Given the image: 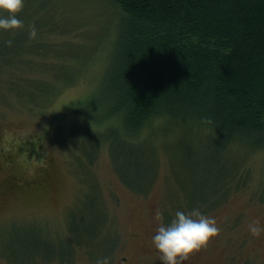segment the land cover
Segmentation results:
<instances>
[{
	"label": "trees",
	"instance_id": "trees-1",
	"mask_svg": "<svg viewBox=\"0 0 264 264\" xmlns=\"http://www.w3.org/2000/svg\"><path fill=\"white\" fill-rule=\"evenodd\" d=\"M99 1L104 26L93 52L109 50V57L99 85L104 109L95 117V130L82 132L80 150L88 165L103 146H124L117 154L125 165L115 172L128 189L145 195L162 155L154 139L181 135L169 146L190 163L189 175L200 176L197 192H184L182 203L170 205L173 215L177 209L219 207L247 184L250 158L264 153V0ZM64 11L54 0H24L16 15L27 27L37 18L36 37L19 30L1 33L3 101L12 93L14 102L40 108L81 80L91 55L70 52L68 59L69 47L78 44L43 40L73 29L76 19ZM43 13L51 18L43 20ZM48 58L57 61L48 64ZM193 136L199 141L192 151ZM17 182L8 179L4 186L15 188ZM261 183L257 194L264 201ZM86 207L80 216H70L65 238L26 228L0 256L9 264H70L81 251L90 264L108 261L117 243L112 222L95 197Z\"/></svg>",
	"mask_w": 264,
	"mask_h": 264
},
{
	"label": "rangeland",
	"instance_id": "rangeland-1",
	"mask_svg": "<svg viewBox=\"0 0 264 264\" xmlns=\"http://www.w3.org/2000/svg\"><path fill=\"white\" fill-rule=\"evenodd\" d=\"M54 1L76 20L71 25L73 29L46 35L43 40L57 46L75 42L78 45L69 47L68 59L72 52V55L89 54L91 61L81 80L61 89L47 106L37 108L16 103L12 93H8L7 102L0 98V253L7 243L20 239L26 228L58 232L65 238L70 216L86 212L89 200L95 197L98 205L104 206L117 236L106 264H162L151 241L159 222L155 214L160 211L159 220L170 222L174 217L170 205L182 203L184 192L198 191L196 182L200 174L189 175L186 164L190 163L184 161L179 150L174 153V147L169 146L173 141L176 144L181 135L174 139H154L162 158L145 195L128 189L116 174L125 165V157L117 154L124 146H113L110 150L108 145L103 146L88 165L80 149L83 130L94 131L95 117L104 109L99 85L109 50L100 55L99 51L93 52V47L103 33L104 21L100 22L99 16L104 19L105 14H101L99 0ZM7 14L0 11V15ZM50 18V14H42L43 20ZM36 21V17L30 19V25ZM88 25L89 30L84 32ZM29 28L22 26L10 32L29 33ZM3 32L0 29V36ZM54 61L57 60L48 58L47 63ZM83 61L82 58L77 62ZM12 74L11 78L20 79L19 73ZM3 89L0 84V92ZM192 138L193 151L199 139ZM111 150L115 156L110 154ZM250 163L252 173L245 187L229 194L219 207L204 212L217 218L220 232L192 253L184 264H264V234L255 237L247 230L254 217L264 222V201L257 194L260 182L264 184V153L252 156ZM45 177L50 180L48 183L44 182ZM8 179L19 182L15 188L7 189L4 185ZM261 194L264 197L263 190ZM0 264L9 263L0 256ZM70 264L90 262L80 251Z\"/></svg>",
	"mask_w": 264,
	"mask_h": 264
},
{
	"label": "clouds",
	"instance_id": "clouds-1",
	"mask_svg": "<svg viewBox=\"0 0 264 264\" xmlns=\"http://www.w3.org/2000/svg\"><path fill=\"white\" fill-rule=\"evenodd\" d=\"M24 6V0H0V11H6L8 15H0V29L15 30L22 27L24 21L18 13ZM37 29L34 25L29 28V36L34 38ZM11 45L12 40L6 41ZM158 223L152 234L151 241L159 253L162 264H184L190 255L206 246L210 238L220 232L217 218L213 215L201 212L198 208L191 210L177 209L170 222L159 220L162 216L156 212ZM247 230L255 237L264 234V222L259 217H254L248 224ZM107 257L98 258L96 264H106Z\"/></svg>",
	"mask_w": 264,
	"mask_h": 264
},
{
	"label": "flooded vegetation",
	"instance_id": "flooded-vegetation-1",
	"mask_svg": "<svg viewBox=\"0 0 264 264\" xmlns=\"http://www.w3.org/2000/svg\"><path fill=\"white\" fill-rule=\"evenodd\" d=\"M44 180V182H46V180H47V183L50 181L49 179H48V177H47V179H46V177L43 179ZM19 182V181H18ZM15 186H17V185H15ZM13 188V187H12ZM155 252H157V250L155 249ZM123 261H125V259H122Z\"/></svg>",
	"mask_w": 264,
	"mask_h": 264
}]
</instances>
